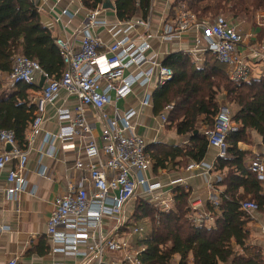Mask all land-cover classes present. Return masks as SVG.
Returning <instances> with one entry per match:
<instances>
[{"label": "built area", "instance_id": "built-area-1", "mask_svg": "<svg viewBox=\"0 0 264 264\" xmlns=\"http://www.w3.org/2000/svg\"><path fill=\"white\" fill-rule=\"evenodd\" d=\"M41 12V4L50 0H31ZM155 0H150L146 17H134L128 21L117 18L107 23L99 18L103 12L101 5L87 9L81 0H71L84 11V21L78 30L79 39L55 38L60 52L64 71L58 79L49 78L39 65L21 55L12 59L11 71L6 77L10 85L24 83L37 84V77L45 79L40 95L33 99L36 105L34 120L25 136V146L20 147L10 131L0 130V174L5 171L6 182L11 188L2 190L8 200L16 201L19 193L26 188L23 172L28 163L29 153L36 143L43 119L41 113L47 104H52L61 93L74 97L72 110L58 109L55 117L59 122L56 134H46V142L54 139L60 143L64 155H75L73 164L79 173L78 180L70 185L66 193L57 199L46 227V234L52 246V253L65 256L93 258L96 264H139V254L143 247L132 242L133 237L141 236L145 228L132 226L127 234L121 232L125 220V207L136 196V190L142 189L144 195L155 198L154 203L164 210L168 205L155 193L160 189L158 183L151 184L145 173L152 162L145 152L144 140L135 133L132 119L134 110L119 112L117 102L130 95L135 87L154 89L171 81L172 70L163 66L154 57H149L150 41L155 38L151 29V13ZM173 5L174 0H170ZM171 22L165 23L158 38L163 42L179 39L181 35L194 29L197 33L194 47L186 53L197 66L202 62L204 53L209 52L216 60L227 67V76L233 82H246L252 75L248 63L250 57L264 56V40L258 51L249 49L245 55L239 47L245 44L246 36L241 30L244 24L239 19L216 16L197 19L186 11L183 5L173 9ZM61 15L68 16L66 10ZM103 27L114 42L103 46L101 40L90 31ZM254 27L264 30V12L254 18ZM131 32L137 33L131 37ZM249 56V57H248ZM112 101L114 103H112ZM151 95L146 94L141 105L146 106ZM113 107V117L105 113L109 105ZM95 111L100 121V143L95 140V125L89 122L85 110ZM172 107L167 106L166 111ZM162 123L166 122V112L161 114ZM235 130L228 108H221L214 121V128L208 133L209 147L217 150L218 156L225 155V137ZM74 139L77 141L74 142ZM71 140L63 144V141ZM80 150L76 151L77 143ZM10 150L7 151L6 148ZM51 145L46 153L54 155ZM80 155V156H79ZM82 157V158H81ZM202 163H192L187 169L200 168ZM249 170L258 180H264V162L260 158L250 161ZM210 169V166H207ZM39 175H43L42 169ZM219 194L208 203L214 213L200 203L189 204L188 218L197 227H210L218 214ZM152 201V200H151ZM240 210L253 222H257L258 208L253 201L240 203ZM109 222L110 225H105ZM108 228V229H107ZM6 228L0 227V231ZM264 230V229H263ZM123 233V235L121 234ZM134 243V244H133ZM83 247L81 251L79 248ZM107 253H119L120 257L108 258ZM9 264H15L14 261ZM62 264V263H54Z\"/></svg>", "mask_w": 264, "mask_h": 264}, {"label": "trees", "instance_id": "trees-1", "mask_svg": "<svg viewBox=\"0 0 264 264\" xmlns=\"http://www.w3.org/2000/svg\"><path fill=\"white\" fill-rule=\"evenodd\" d=\"M81 1L89 10L104 2ZM179 5L197 19L218 14L237 19L254 10L264 11V0H174L172 10ZM149 6L150 0H114L113 7L118 20L128 21L146 17ZM16 55L36 62L49 78L58 79L64 71L55 38L41 24L36 5L31 0H0V78L10 73ZM162 65L172 70L173 78L153 91L150 104L154 115L166 112V126L186 137L187 142L157 151L146 147L145 152L155 169L176 158L181 159L182 166L188 161L201 163L208 152V133L214 128L215 118L228 106L235 130L226 134L225 155L216 159L217 170L224 172L220 182L224 190L218 196V214L210 227L192 224L188 218L190 193L177 186L172 189L168 210L150 200L135 199L134 211L121 230L128 232L139 225L145 228L144 234L134 238L143 247L139 264H174L176 258L178 264H188V257L197 252L203 255L204 264H264L261 248L249 244L248 225L255 222L240 210V203L249 200L257 205L259 216H264V180H258L246 165V161L261 156L238 147L249 144L250 132L264 145V75L233 82L227 76V67L209 52L204 53L199 66L184 52L167 56ZM9 89L8 94L3 92L0 79V130L12 132L22 148L36 111L29 92L40 89L37 84L24 83L10 85ZM167 106L172 108L166 111ZM207 207L214 213L210 203Z\"/></svg>", "mask_w": 264, "mask_h": 264}, {"label": "crops", "instance_id": "crops-1", "mask_svg": "<svg viewBox=\"0 0 264 264\" xmlns=\"http://www.w3.org/2000/svg\"><path fill=\"white\" fill-rule=\"evenodd\" d=\"M103 1L107 5L104 2L101 5L103 12L99 18L107 23H113L116 19L113 7L114 0ZM171 3L170 0H155L151 13L150 31L155 38L150 41L151 47L147 51V55L154 57L161 63L171 54L185 52L194 47L195 39L198 36L196 31L191 29L181 35L179 39L169 42H163L158 38L165 23L171 22V18L174 16ZM40 4L41 24L49 30L54 38L73 41L79 39L78 30L84 21L85 13L77 3L71 2V0H50L49 3ZM108 4L111 7H107ZM103 5L106 7L104 8ZM64 10L67 11L68 16L61 15ZM241 30L246 36V42L239 47V51L245 55L249 54L248 48L258 51L264 40L261 38L263 30L250 26L248 23L243 24ZM90 33L98 37L103 46H109L114 42L107 29L103 27L90 31ZM129 35L135 37L137 33L131 32ZM247 60L251 67L252 76L264 75V56L250 57ZM39 81L40 77H37V85ZM40 90L38 92L30 91V98L37 99ZM154 90L153 85L148 88L135 87L130 95L117 102L115 106L119 112L127 109L134 110L136 115L132 119V124L135 127V133L144 140L146 147H154L153 151H157L156 149L163 146L181 147L185 145L187 138L178 136L173 128L162 123L160 117L154 115L151 102L146 106L141 105L144 96L146 94L151 95ZM75 103L74 97H68L65 93H61L54 103L45 105L44 111L41 113L43 123L40 135L29 153L28 163L23 172V177L27 183L26 188L18 194L16 201L6 198L2 190L11 188L12 185L6 182L5 171L0 174V227L6 228L4 231H0V264H9L12 261L15 264H96L93 258L52 253V246L46 234L47 221L54 210L57 199L63 196L68 187L78 180L79 173L73 168L76 154L64 155L59 150L61 143L57 139H54L50 144L46 142L45 137L46 134H56L59 129L60 124L55 117L56 110H72L76 105ZM112 103L114 102L112 101ZM112 103L105 108V113L109 117H113ZM85 112L89 122L95 125L93 136L100 143L101 124L98 115L89 108ZM70 141L66 140L62 143L65 144ZM75 141L77 140L74 139ZM249 141V144H239V149L260 155L264 162V145H262L259 136L250 132ZM51 145H53L55 152L52 157H49L46 153L50 150ZM79 147L77 143L76 151L80 152ZM218 157L217 150L208 147V152L201 161L200 168L189 170L187 167L193 163L192 161H188L185 166H182L179 165L181 159L176 158L175 161L167 160L163 167L156 169L151 165L145 173V178L150 180L151 184L158 183L160 185L155 196L164 200L168 208L172 205V189L177 186L190 193L188 204L200 203L205 207L211 198L217 197L224 190V186L220 185L224 172L217 170L216 167ZM249 162L246 161L247 167ZM207 166H210V169ZM41 169L43 171L42 176L39 175ZM137 198L155 202V198L144 195L141 188L136 190L135 199ZM135 199H132L131 202L133 203ZM128 206L130 207V203L126 205L124 210L127 213ZM133 211L134 208L131 210V214ZM104 224L110 225L109 222H104ZM252 227H256L264 235V216L260 217L258 214L257 222ZM121 232L128 233L124 230ZM134 238L132 242L135 243ZM79 249L82 251L83 247ZM106 257H120V254L107 253Z\"/></svg>", "mask_w": 264, "mask_h": 264}, {"label": "rangeland", "instance_id": "rangeland-1", "mask_svg": "<svg viewBox=\"0 0 264 264\" xmlns=\"http://www.w3.org/2000/svg\"><path fill=\"white\" fill-rule=\"evenodd\" d=\"M259 12H264V11L262 9L254 10L251 13H249V15H247V16H239V17H237V19L243 21L244 24L249 23L250 26L252 25L254 27L255 15L257 13H259ZM218 15L219 16H223L225 18H229V19L232 18L230 15L229 16L228 15H224V14H218ZM253 71H254V69H253ZM0 79H1V81L3 83V89H4L3 92H5V94H8L9 90H10L9 89L10 83H9L8 78L6 77V75H2ZM227 108H228L229 112H231L230 107L227 106ZM148 181L151 183L150 180H148ZM129 203H130V207L129 206L127 207V208H129L128 213L127 212L124 213L126 222L129 220L130 216L132 215L131 214V210L134 208V202L132 203L131 201H129ZM145 225H147V227L149 228V225H150L149 220H146ZM252 226H254V224L248 225V227H249L248 229L250 231L249 232V234H250L249 244L251 246H257L258 248L260 247L261 248L260 250L262 251V255L264 257V235H262L259 232V230H257L256 227H252ZM239 252H241V251L239 250ZM203 259H204L203 255L201 253L197 252V253H195L193 255L191 254L188 257L187 263L188 264H204ZM178 261H179L178 258H176L174 264H178Z\"/></svg>", "mask_w": 264, "mask_h": 264}, {"label": "water", "instance_id": "water-1", "mask_svg": "<svg viewBox=\"0 0 264 264\" xmlns=\"http://www.w3.org/2000/svg\"><path fill=\"white\" fill-rule=\"evenodd\" d=\"M104 4H106V5H107V3H105V2H104ZM106 5H103V6H104V8L106 7ZM107 7H111V6L108 4V6H107ZM44 81H45V79H44L43 77H41V78H40V81H39V83H38V88H39V89H41V88L43 87ZM6 150H7V151H9V150H10V148H9V147H7V148H6Z\"/></svg>", "mask_w": 264, "mask_h": 264}]
</instances>
